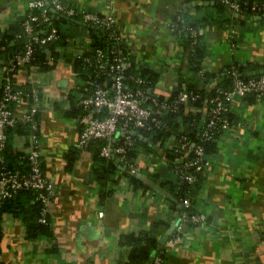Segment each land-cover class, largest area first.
<instances>
[{
	"label": "crops",
	"instance_id": "obj_1",
	"mask_svg": "<svg viewBox=\"0 0 264 264\" xmlns=\"http://www.w3.org/2000/svg\"><path fill=\"white\" fill-rule=\"evenodd\" d=\"M27 1L0 0V29L27 10ZM64 1L112 13L123 48L134 62L153 70L160 64L157 91L164 95L170 94L176 68L185 60L183 38L169 29L173 21L186 25L202 19L203 64L212 77L199 80V88L209 90L220 79L218 71L229 62L243 65L248 75L264 70V14H237L232 24H226L224 18L230 17V11H218L209 0ZM77 23L70 35L79 38L77 44L61 48L52 67L38 71L20 66L14 75L16 84L30 82L38 87L39 148L55 193L48 209L49 234H30L29 211L1 214L0 264H117L121 233L151 231L162 244L160 237L177 220L175 197L151 176L153 171L163 175L166 170L164 151L157 146L150 150L152 157L146 156L148 150L138 151L136 174L145 187L135 189L121 177L102 201L91 152L76 148V157L69 162L70 148L79 134L77 116L66 112L68 91L75 85L71 58L89 37L79 19ZM23 108L18 103L16 112ZM231 112L241 124L217 137L203 180L192 196L201 219L186 224L180 241L166 243L163 264H264V99L234 95ZM12 141L19 150L27 149L20 136L13 134ZM158 220L169 225L162 230L154 225Z\"/></svg>",
	"mask_w": 264,
	"mask_h": 264
},
{
	"label": "built area",
	"instance_id": "obj_2",
	"mask_svg": "<svg viewBox=\"0 0 264 264\" xmlns=\"http://www.w3.org/2000/svg\"><path fill=\"white\" fill-rule=\"evenodd\" d=\"M209 1L223 3L230 11L229 18L231 19L241 11L239 0ZM27 5V10L21 15V17L23 16L22 33L18 34V36H25L26 40L23 47L8 60V64L0 68L3 78V89L0 96V200L12 196L19 189L33 190L35 198L41 203L38 220L46 222L49 203L55 193V188L42 168L39 148V120L35 116L39 112V90L36 85L31 84L32 101L29 102L25 98L29 94L28 91L14 84L12 71L16 67L18 70L20 66H25L33 58L35 44L45 45L59 38V29L52 24L55 14L76 17L87 29L88 26L102 28L107 31L110 39V44L104 51L100 47L92 49L90 37H88L86 46L74 54L80 57L85 51L90 52L89 55H83L87 66L86 92L76 102L82 110L78 118L81 125L76 141L78 146L84 147L95 138L104 139L105 143L100 149V154L104 157L116 156L118 162H124V167H127L130 172H136L138 170L137 160L128 159L126 153L134 145V136L137 135L132 134L131 130L160 127L164 120L162 116L164 109L178 110L181 106L188 107V100L200 98V94L193 89H187L186 81L182 82V87L172 100L160 99L155 94L157 87L153 89L144 86V78L139 73L129 70L134 60L123 48L122 39L116 30L115 17L112 13H98L86 8H78L64 0H28ZM263 7V0H251L250 8L252 10L258 11ZM229 27L230 34L234 35V26ZM185 28L189 38L187 45L189 49L193 50L199 39L201 26L189 24ZM169 29L177 36L183 37V29L179 28L177 21L169 23ZM78 40L77 36H71L68 45H76ZM182 46L184 49V44ZM52 59L53 57L50 55L46 57L48 62ZM205 69L206 67L202 66L197 74L202 75ZM154 70L159 72L160 64ZM220 74L229 76V85H213L212 93L203 98L200 107L189 106L190 110H199L202 113L199 138L193 141L190 139L188 130L178 128L163 142L154 144L160 151L167 149L175 154V159L178 161L174 165V169L178 173V180L189 185L197 181L198 175L205 171L210 163V156L205 152L203 142L215 134L219 136L222 132L230 131L241 124L240 119H233L229 115L232 97L234 95L243 96L251 92L257 93V95L264 94V70L255 75L242 77L237 68L231 65ZM18 103L24 104L20 113L16 112ZM17 122H25L29 128V143L25 154L27 166L10 168L5 164L2 151L7 140L6 129ZM138 149L146 150L142 146H138ZM152 155L151 151L146 153V156L152 157ZM163 160L167 163L165 158ZM122 178L126 179L124 176ZM191 204L190 195L181 198L178 204L181 210L180 213L177 212V222L167 235L164 244L174 245L180 241L186 224L201 219L199 213H188L183 210V207H189ZM153 251L155 252L150 255L147 264H163L164 257L157 254L156 250ZM126 252L127 246L120 244L115 254L117 258L121 257L117 264H128Z\"/></svg>",
	"mask_w": 264,
	"mask_h": 264
},
{
	"label": "trees",
	"instance_id": "obj_3",
	"mask_svg": "<svg viewBox=\"0 0 264 264\" xmlns=\"http://www.w3.org/2000/svg\"><path fill=\"white\" fill-rule=\"evenodd\" d=\"M241 2V11L240 15H246L251 16L254 14L262 15L264 14V7L261 10L254 11L250 8L251 0H239ZM264 1V0H263ZM218 11L227 10L226 6L219 2V1H211ZM37 11V10H35ZM50 11V10H49ZM236 14V15H237ZM236 17V16H235ZM234 17V18H235ZM234 18H224L226 21V24L235 21ZM23 19V16L18 17L14 20H11L8 22L6 27L3 29H0V68L4 65L8 64V60L13 56L14 53L19 51L23 47V43L26 40V37L23 35L18 36L19 33H22V25L21 21ZM205 19V17H204ZM78 18L76 17H67L62 14H55L52 18V24H54L59 29V38L57 40L51 41L49 43H46L45 45H38L35 44V52L33 58L30 59L28 63L25 64L27 67H33L36 68L38 71H46L50 67L53 66L54 63L59 58L60 55V49L64 48L66 46H69V38L70 35L74 34L75 27L78 24L77 23ZM202 21V19H197L194 22L188 23L186 25H179V28L183 29V39L182 43L184 44V56L183 59L184 62H181V65H178L176 68V82L175 85L171 88L169 95H164V93H159L158 91L155 92V94L158 95L160 99L166 98L167 100H172L177 94V91L182 87V82L186 81V87L187 89H193L195 91H198L200 94V98H196L195 100H188V107L181 106L178 110H170V109H164L163 110V124L160 127H153L151 129H145V128H137V132L142 135V137H145L147 140H143V138H140L138 135L134 136L135 143L133 146H131L127 150V157L128 159H131L132 161L136 160L138 157V146H142L146 150H153V145L156 143L163 142L167 136H169L173 131L178 130V128H184L185 130H188V134L190 135V139L193 141H196L198 137V133L200 130V118L202 117V113L199 110H190L189 106L194 107H200L202 104L203 98L212 93V89L207 90L206 87L199 88L197 86V82L199 80L207 81V79H210L212 75H210L207 70L202 73V75L197 74L198 70L204 66L203 64V57L205 55L206 49L204 46V43L201 41V34H199V39L194 45L193 50L189 49V46L187 44L189 41L186 28L187 25H198L199 22ZM200 25V24H199ZM88 32L90 37V47L92 49H95L97 47L102 48L104 51L107 50L108 45L110 44V39L108 38L107 31L102 28H96L95 26H88ZM68 48V47H67ZM89 51H85L83 55H89ZM52 56L53 59L48 62L46 61L47 56ZM83 55L80 57H77L76 55H73L71 58V70L73 74V78L75 81V85L73 87L72 91H68V96L70 98L69 102V110L66 111L69 114L73 116H77V120L80 117L82 110L81 108L76 104L79 97H81L86 92V86L87 83V66L85 61L83 60ZM231 65H234L239 74L242 77H248L251 75L246 74L243 71V65L239 64L236 61L229 62L224 66L223 69L218 71V76H220V79L215 82L214 85H223L228 86L229 85V76L227 75H221L220 73L229 68ZM185 68H187L186 71H188L191 74L190 78H187L185 76ZM133 73H139L141 77L144 78V86L155 88L157 87V76L159 75L158 71H155L153 69L136 65L135 62H133L131 68L129 69ZM17 72V67L12 71V77L13 82H15L14 75ZM22 87L24 90L28 91V95L25 96V98L31 102V96H30V88L31 83L26 82L23 84H16ZM3 89V78H0V96ZM245 98H262L264 99V94L257 95V93L251 92L243 95ZM40 98V93H39ZM196 109V108H195ZM230 117L233 119H236L232 116V112L229 113ZM36 118L39 120V114L35 115ZM79 131L81 128L80 123L78 122ZM7 133V140L5 147L3 148V156L5 160L6 166L10 168L15 167H26L27 161H26V149L25 150H19L16 146H14V143L12 141L13 134H16L21 137L23 147L26 146L29 143L28 140V133L29 128L28 124L25 122H17L13 126H9L6 129ZM218 134H215L213 137L207 139L203 142L204 149L207 155H211L212 152L216 149V140H217ZM148 141H151L149 143ZM104 139L101 138H95L92 139L86 146L80 147L77 144H74L73 148H70V161L71 162L76 157V148H86L91 152L92 155V172L94 176L97 178L99 183V198L102 201L106 196H108L110 193L114 191L115 183L119 180L121 177H125L128 182H130L133 186V188H144V184L142 182V179L137 176L136 172H130L127 167L122 168L124 166V162L120 163L118 160H116V156H110V157H104L100 154V149L104 145ZM165 159L167 160L165 171H163V175L159 174V171H153L151 172L152 179L156 180L158 179V184L160 186H166V188L169 190L170 193L175 197V203L174 207H176V210L178 213H180V207H178V204L181 201V198L186 195H190L191 200L194 191L199 187L200 182L203 180L202 173L198 175L197 181L189 185L188 183L184 181H179V176L177 171L174 169V165L178 161V159H175V154L169 150H163ZM43 168V164H42ZM44 170V169H43ZM192 203V202H191ZM183 210L187 211L188 213L197 212L196 207L191 204L189 207H183ZM25 211H29L30 213L26 215V221H27V228L30 229V234L33 235L36 233L41 234H49V218L47 214V221L46 222H40L38 220L40 216L41 211V203L38 199L35 198V192L33 190L29 189H19L16 191L12 196L3 198L0 200V217L3 212H9L12 215H17L18 213H25ZM190 222H188L189 224ZM155 226H159L162 230H164L167 225H169L168 222H165L163 220L155 221ZM170 236V235H169ZM119 242L121 244H125L127 246V257H128V264H147L151 252L153 250H156L157 254H160L163 257H166V244H159L158 243V235L151 231H145L140 230L138 232H125L121 233L119 235Z\"/></svg>",
	"mask_w": 264,
	"mask_h": 264
},
{
	"label": "water",
	"instance_id": "obj_4",
	"mask_svg": "<svg viewBox=\"0 0 264 264\" xmlns=\"http://www.w3.org/2000/svg\"><path fill=\"white\" fill-rule=\"evenodd\" d=\"M131 133H132V134H137L140 138H143V140H147L145 137H142V135H141L140 133H138L135 129L131 130ZM116 135H117V134H116ZM148 142L150 143V141H148ZM116 160H118V159L116 158ZM122 168H124V166H122ZM176 222H177V220L174 221L173 223H171V225H170V229L167 231V233H164V234L160 237V239H159V242H160V243H162V244L165 243L166 238H167V235L171 232V230L173 229V227H174V225L176 224ZM154 252H155V251H152L151 254L153 255Z\"/></svg>",
	"mask_w": 264,
	"mask_h": 264
}]
</instances>
